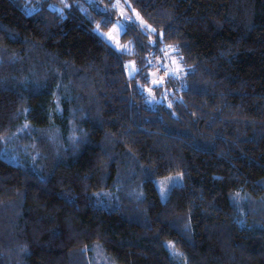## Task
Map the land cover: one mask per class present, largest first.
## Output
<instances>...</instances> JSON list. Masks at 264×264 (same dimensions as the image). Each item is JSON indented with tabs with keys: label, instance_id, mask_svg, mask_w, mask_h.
Returning <instances> with one entry per match:
<instances>
[{
	"label": "trees",
	"instance_id": "16d2710c",
	"mask_svg": "<svg viewBox=\"0 0 264 264\" xmlns=\"http://www.w3.org/2000/svg\"><path fill=\"white\" fill-rule=\"evenodd\" d=\"M116 1L144 25L119 50ZM24 8L0 0V264H264V0Z\"/></svg>",
	"mask_w": 264,
	"mask_h": 264
},
{
	"label": "rangeland",
	"instance_id": "374dc122",
	"mask_svg": "<svg viewBox=\"0 0 264 264\" xmlns=\"http://www.w3.org/2000/svg\"><path fill=\"white\" fill-rule=\"evenodd\" d=\"M25 8L27 14H32L39 9V4L42 0H24ZM63 3L66 0H62ZM90 2H94L96 0H89ZM50 9H54L53 4L48 5ZM114 7L119 11V20L112 26V28L107 32H100L99 36L103 38L108 44H110L115 49H120L119 37L124 32L120 29V24L125 25L126 23H138L142 24L140 17L137 15L135 11L129 6L127 2L116 1L114 3ZM144 26V25H143ZM125 71L127 77H133L137 72V68L135 67L132 61H127L125 63ZM183 71V65L180 57L176 55L175 50L169 49L164 52L163 56L160 58L154 59L151 61V70L149 72L150 76V87L147 89L149 92L154 95L152 89L155 87L162 86L164 84L167 77L173 76L176 78H180ZM150 93V94H151ZM155 97V95H154ZM154 100V98H153ZM162 100V99H161ZM156 102V101H154ZM181 184V176L174 175L166 178H156L154 179V185L159 193V197L162 201H165L168 197L169 191ZM94 258L96 264H115L110 260L104 253L98 250V248L94 249Z\"/></svg>",
	"mask_w": 264,
	"mask_h": 264
},
{
	"label": "snow or ice",
	"instance_id": "6c2138e0",
	"mask_svg": "<svg viewBox=\"0 0 264 264\" xmlns=\"http://www.w3.org/2000/svg\"><path fill=\"white\" fill-rule=\"evenodd\" d=\"M107 23H108V21L106 20L105 21V25H107ZM120 29L122 30V31H125L126 30V26L125 25H123V24H120ZM99 34V33H98Z\"/></svg>",
	"mask_w": 264,
	"mask_h": 264
}]
</instances>
